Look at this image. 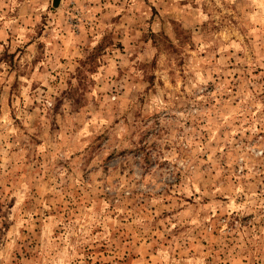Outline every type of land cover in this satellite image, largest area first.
Listing matches in <instances>:
<instances>
[{
	"label": "rangeland",
	"instance_id": "374dc122",
	"mask_svg": "<svg viewBox=\"0 0 264 264\" xmlns=\"http://www.w3.org/2000/svg\"><path fill=\"white\" fill-rule=\"evenodd\" d=\"M0 0V264H264V0Z\"/></svg>",
	"mask_w": 264,
	"mask_h": 264
},
{
	"label": "water",
	"instance_id": "95a60500",
	"mask_svg": "<svg viewBox=\"0 0 264 264\" xmlns=\"http://www.w3.org/2000/svg\"><path fill=\"white\" fill-rule=\"evenodd\" d=\"M58 2H59V0H54V5L56 6V5H58Z\"/></svg>",
	"mask_w": 264,
	"mask_h": 264
}]
</instances>
